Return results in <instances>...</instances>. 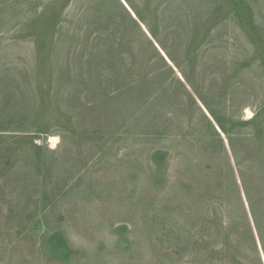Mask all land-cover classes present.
<instances>
[{"label":"rangeland","instance_id":"374dc122","mask_svg":"<svg viewBox=\"0 0 264 264\" xmlns=\"http://www.w3.org/2000/svg\"><path fill=\"white\" fill-rule=\"evenodd\" d=\"M0 264H264V0H0Z\"/></svg>","mask_w":264,"mask_h":264},{"label":"bare ground","instance_id":"6f19581e","mask_svg":"<svg viewBox=\"0 0 264 264\" xmlns=\"http://www.w3.org/2000/svg\"><path fill=\"white\" fill-rule=\"evenodd\" d=\"M246 114L248 118L252 117V113L249 110H246ZM49 143L52 148H55L58 144V138L57 137H49Z\"/></svg>","mask_w":264,"mask_h":264}]
</instances>
